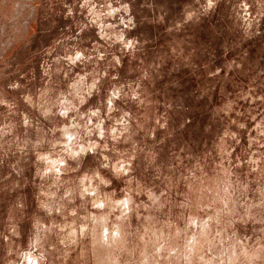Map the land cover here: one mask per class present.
Masks as SVG:
<instances>
[{
  "label": "rangeland",
  "instance_id": "1",
  "mask_svg": "<svg viewBox=\"0 0 264 264\" xmlns=\"http://www.w3.org/2000/svg\"><path fill=\"white\" fill-rule=\"evenodd\" d=\"M0 264H264V0H0Z\"/></svg>",
  "mask_w": 264,
  "mask_h": 264
}]
</instances>
